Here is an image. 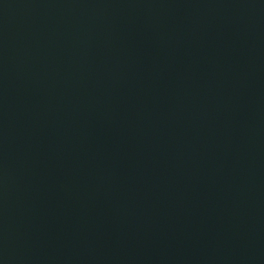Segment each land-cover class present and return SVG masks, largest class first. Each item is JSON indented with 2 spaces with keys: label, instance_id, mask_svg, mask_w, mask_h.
Here are the masks:
<instances>
[{
  "label": "water",
  "instance_id": "obj_1",
  "mask_svg": "<svg viewBox=\"0 0 264 264\" xmlns=\"http://www.w3.org/2000/svg\"><path fill=\"white\" fill-rule=\"evenodd\" d=\"M0 264H264V0H0Z\"/></svg>",
  "mask_w": 264,
  "mask_h": 264
}]
</instances>
